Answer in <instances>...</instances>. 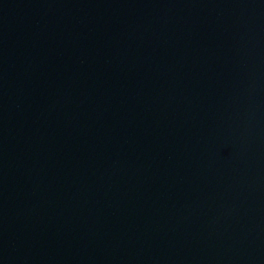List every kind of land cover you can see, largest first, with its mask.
I'll return each instance as SVG.
<instances>
[{
    "label": "water",
    "instance_id": "obj_1",
    "mask_svg": "<svg viewBox=\"0 0 264 264\" xmlns=\"http://www.w3.org/2000/svg\"><path fill=\"white\" fill-rule=\"evenodd\" d=\"M0 264H264V0H0Z\"/></svg>",
    "mask_w": 264,
    "mask_h": 264
}]
</instances>
